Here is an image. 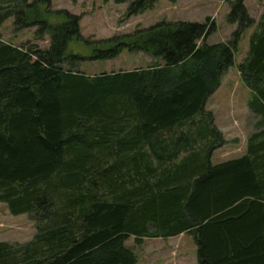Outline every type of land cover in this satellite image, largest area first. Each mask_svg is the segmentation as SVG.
Here are the masks:
<instances>
[{
	"label": "trees",
	"instance_id": "16d2710c",
	"mask_svg": "<svg viewBox=\"0 0 264 264\" xmlns=\"http://www.w3.org/2000/svg\"><path fill=\"white\" fill-rule=\"evenodd\" d=\"M156 1L131 0L126 15ZM10 18L17 31L36 26L51 41L15 44L0 34V202L37 229L26 242L0 240V264H137L130 237L183 231L197 235L200 264H264V14L256 21L245 0L231 1L238 27L214 43L211 17L94 38L81 34L82 14L50 0H0V27ZM250 27L238 70L256 130L244 154L212 163L225 138L206 102ZM124 50L152 60L80 68ZM175 129L169 143L161 133Z\"/></svg>",
	"mask_w": 264,
	"mask_h": 264
},
{
	"label": "rangeland",
	"instance_id": "374dc122",
	"mask_svg": "<svg viewBox=\"0 0 264 264\" xmlns=\"http://www.w3.org/2000/svg\"><path fill=\"white\" fill-rule=\"evenodd\" d=\"M233 0H157L151 8L141 14L127 16L126 12L131 0L117 3L114 0H50L52 9H67L73 13L82 14L81 34L94 38L110 37L114 34L131 32L138 26L149 27L157 22L167 19L170 21H204L207 17L216 22V30L206 41L214 43L227 40L238 27L237 23L229 22L228 15L231 11ZM247 9L252 17L258 21L264 14V0H245ZM59 20L60 18H52ZM36 26L27 27L17 31L14 18L8 19L1 27V39L15 44L38 43L41 47L50 44V36H38ZM253 27L248 28L241 38L238 52L235 56V64L222 78V83L211 96L207 111L213 116V120L225 138V143L214 150L212 163L238 157L246 152L248 138L256 130L255 123L258 116L251 112L248 102L251 91L245 85L238 70V64L246 56L249 48V37ZM152 56L143 52H129L124 50L117 57L111 59L85 60L81 69L89 74L103 71L131 70L147 66ZM36 222L29 214L14 215L8 210L5 203L0 202V240L12 243L26 242L32 239L36 232ZM146 238V237H145ZM161 239H144L149 244L137 243L133 237L126 240L138 256V264H152L155 250L162 244ZM186 239L175 237L173 256L179 260V256L194 261L191 246L186 252H177L180 241ZM162 242V241H161ZM169 242V241H168ZM173 243V241H171ZM142 244V245H141ZM165 245V244H164ZM192 245V244H191ZM153 247H156L153 250ZM168 252V251H166ZM165 252V253H166ZM160 255V253H158ZM165 259L161 257L157 263Z\"/></svg>",
	"mask_w": 264,
	"mask_h": 264
},
{
	"label": "crops",
	"instance_id": "0c3cea01",
	"mask_svg": "<svg viewBox=\"0 0 264 264\" xmlns=\"http://www.w3.org/2000/svg\"><path fill=\"white\" fill-rule=\"evenodd\" d=\"M215 92H213L211 94V96ZM211 96L207 99L206 109H208L207 106H208V103H209V100H210ZM201 117H202V115H199V116H197V119H200ZM179 130H182V131L188 130L190 132V134H194L195 135V134L198 133L200 135V132H199L198 128H192V129L191 128L190 129H188V128H180ZM177 131H178V129L170 130V131L169 130L168 131L164 130V131H162L161 134H162L163 137L166 138L165 140L169 141V143H170L172 141L171 137L172 136H176L177 135ZM197 146H202V145L199 143V144H197ZM190 149H192V148L191 147L190 148H186V149H183L182 151L190 150ZM175 237H181L183 239H186L185 242H183V240L180 241V244L178 245V248H177V252L178 251L186 252V250H188L190 248V246H191V248H190L191 253L195 257V260L193 262L190 261L188 258L183 257L182 255L179 256V260H178V258L176 259L173 256V250L176 249V246H174ZM144 239H161L160 243H162V244L158 247V251L155 250L156 247H153V250H155V251H154V253H152L154 255V257L152 259L153 261L151 262L152 264H200L199 254H198L199 245H198V241H197V235L195 233L191 232V231H183V232H181V233H179V234H177L175 236L146 237ZM171 241H173V243H171ZM144 242H145V244H149L148 246H150V242L143 240L142 244H144ZM166 251H168V252H166ZM158 253H160V255H158ZM161 257H164L165 259H163L162 261L157 263V261ZM138 262H137V264H138Z\"/></svg>",
	"mask_w": 264,
	"mask_h": 264
}]
</instances>
